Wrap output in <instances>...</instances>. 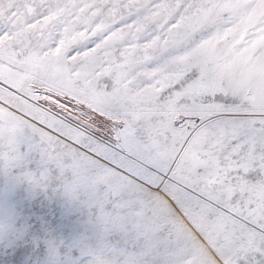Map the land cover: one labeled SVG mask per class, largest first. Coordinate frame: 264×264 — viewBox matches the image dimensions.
<instances>
[{"label": "snow or ice", "instance_id": "snow-or-ice-1", "mask_svg": "<svg viewBox=\"0 0 264 264\" xmlns=\"http://www.w3.org/2000/svg\"><path fill=\"white\" fill-rule=\"evenodd\" d=\"M0 171L78 264H264V0H0Z\"/></svg>", "mask_w": 264, "mask_h": 264}, {"label": "rangeland", "instance_id": "rangeland-1", "mask_svg": "<svg viewBox=\"0 0 264 264\" xmlns=\"http://www.w3.org/2000/svg\"><path fill=\"white\" fill-rule=\"evenodd\" d=\"M0 215L12 225L0 264H78L98 212L67 197L58 181L35 186L0 171Z\"/></svg>", "mask_w": 264, "mask_h": 264}, {"label": "clouds", "instance_id": "clouds-1", "mask_svg": "<svg viewBox=\"0 0 264 264\" xmlns=\"http://www.w3.org/2000/svg\"><path fill=\"white\" fill-rule=\"evenodd\" d=\"M11 227L9 219L0 215V241H6L9 238Z\"/></svg>", "mask_w": 264, "mask_h": 264}]
</instances>
